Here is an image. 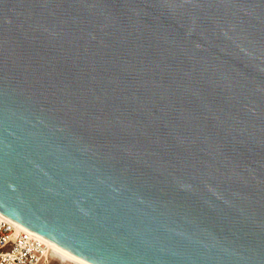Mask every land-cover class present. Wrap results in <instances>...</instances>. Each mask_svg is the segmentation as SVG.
<instances>
[{
	"label": "water",
	"instance_id": "water-1",
	"mask_svg": "<svg viewBox=\"0 0 264 264\" xmlns=\"http://www.w3.org/2000/svg\"><path fill=\"white\" fill-rule=\"evenodd\" d=\"M0 213L91 264H264V0H0Z\"/></svg>",
	"mask_w": 264,
	"mask_h": 264
},
{
	"label": "built area",
	"instance_id": "built-area-1",
	"mask_svg": "<svg viewBox=\"0 0 264 264\" xmlns=\"http://www.w3.org/2000/svg\"><path fill=\"white\" fill-rule=\"evenodd\" d=\"M51 248L0 213V264H48Z\"/></svg>",
	"mask_w": 264,
	"mask_h": 264
},
{
	"label": "bare ground",
	"instance_id": "bare-ground-1",
	"mask_svg": "<svg viewBox=\"0 0 264 264\" xmlns=\"http://www.w3.org/2000/svg\"><path fill=\"white\" fill-rule=\"evenodd\" d=\"M4 216V215H3ZM7 218V217H6ZM9 221H11L12 223L24 228L25 230L30 231L29 229L23 227L22 225H20L19 223L7 218ZM34 233V232H33ZM36 234V233H35ZM37 236H39L40 238H42V240L51 248L52 253L57 256L59 258V260H61L62 262L68 263V264H91L75 255H73L72 253L66 251L65 249L59 247L58 245H56L55 243L49 241L48 239L44 238L43 236H40L37 234Z\"/></svg>",
	"mask_w": 264,
	"mask_h": 264
},
{
	"label": "rangeland",
	"instance_id": "rangeland-1",
	"mask_svg": "<svg viewBox=\"0 0 264 264\" xmlns=\"http://www.w3.org/2000/svg\"><path fill=\"white\" fill-rule=\"evenodd\" d=\"M48 264H68V263L62 262L61 260H59L57 256H55L52 253V256L49 258Z\"/></svg>",
	"mask_w": 264,
	"mask_h": 264
}]
</instances>
